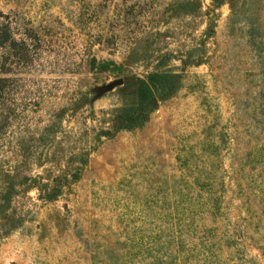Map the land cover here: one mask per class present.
Instances as JSON below:
<instances>
[{
	"label": "rangeland",
	"instance_id": "374dc122",
	"mask_svg": "<svg viewBox=\"0 0 264 264\" xmlns=\"http://www.w3.org/2000/svg\"><path fill=\"white\" fill-rule=\"evenodd\" d=\"M0 24V190L23 215L0 264H264V0H0ZM154 70L177 91L102 135ZM76 166L51 201L22 181Z\"/></svg>",
	"mask_w": 264,
	"mask_h": 264
},
{
	"label": "trees",
	"instance_id": "16d2710c",
	"mask_svg": "<svg viewBox=\"0 0 264 264\" xmlns=\"http://www.w3.org/2000/svg\"><path fill=\"white\" fill-rule=\"evenodd\" d=\"M216 2L217 0H212ZM193 0H184L185 5H192ZM191 9H187L186 12H191L196 9V5L190 7ZM209 11V8L206 9ZM203 35V33H202ZM205 35V32H204ZM11 41L7 27L3 24H0V48H9L11 47ZM5 56L4 53H0V73H4L6 69L5 67ZM182 64L193 63L199 64L200 59L197 61H185L181 60ZM181 71V69H180ZM182 75L180 72H171L168 70H154L146 73L142 78L134 77V80L131 82L132 88L129 91V94L132 96V101L128 106H124L116 109L115 113L110 118V127L107 130H101L100 133L104 136H111L118 131L121 130H129L133 129L139 125H141L147 118L148 113L151 111L153 106L158 99H165L173 95L177 89L180 87V79ZM5 78L0 77V98L3 97L5 90ZM262 104H264V86L262 87ZM2 101V100H1ZM6 118L4 116V112L0 111V120L1 123L3 119ZM0 123V125H2ZM264 149V148H263ZM81 171L80 166H76L74 171L67 175L64 171L60 174H57L53 177H50L49 180L43 181L39 176L31 177L28 175H23L22 181L25 185V189L34 188L37 191V197L43 201H51L54 200L58 195L61 194L62 189L66 188L69 183L75 181ZM11 185V183H10ZM8 186L6 188H2L0 190V231L1 234H7L11 230L20 226L21 221L23 220V215H15L13 209L10 207L12 186ZM164 234V233H163ZM165 236V234H164ZM164 236L161 238V245L166 243ZM159 243V242H157ZM156 243V244H157ZM153 240L151 241V245L153 247L156 246ZM214 244V243H212ZM215 249L218 248L217 243L214 244ZM162 247V246H161ZM160 247V248H161ZM167 250V248H166ZM165 250V251H166ZM153 252L151 258V264H170L174 258L170 254L167 255L171 257V260H161L159 254H163L164 252L161 249H157L152 251L149 248V252ZM171 251V250H170ZM182 250H180L181 252ZM204 253L203 256L199 257V262L202 264H206L209 261L210 254L206 255ZM218 256V255H217ZM175 264V263H174Z\"/></svg>",
	"mask_w": 264,
	"mask_h": 264
},
{
	"label": "water",
	"instance_id": "95a60500",
	"mask_svg": "<svg viewBox=\"0 0 264 264\" xmlns=\"http://www.w3.org/2000/svg\"><path fill=\"white\" fill-rule=\"evenodd\" d=\"M116 83V81H111L110 83H108L106 85L107 88H111L114 84Z\"/></svg>",
	"mask_w": 264,
	"mask_h": 264
}]
</instances>
